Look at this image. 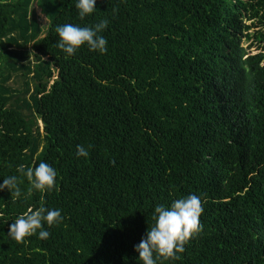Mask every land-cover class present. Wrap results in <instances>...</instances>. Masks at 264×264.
Here are the masks:
<instances>
[{
    "label": "trees",
    "instance_id": "trees-1",
    "mask_svg": "<svg viewBox=\"0 0 264 264\" xmlns=\"http://www.w3.org/2000/svg\"><path fill=\"white\" fill-rule=\"evenodd\" d=\"M34 1L0 0V181L20 188L0 190V264H139L154 206L190 193L202 227L157 264H264V0H97L83 19L36 0L47 27ZM101 19L105 53L56 46V25ZM41 160L55 187L29 192L17 166ZM41 204L63 217L49 238L8 237Z\"/></svg>",
    "mask_w": 264,
    "mask_h": 264
},
{
    "label": "clouds",
    "instance_id": "clouds-1",
    "mask_svg": "<svg viewBox=\"0 0 264 264\" xmlns=\"http://www.w3.org/2000/svg\"><path fill=\"white\" fill-rule=\"evenodd\" d=\"M97 0H75L74 7L77 15L83 19L93 13ZM107 19H101L91 26H80L72 23L59 24L54 27L58 36L56 46L64 53L71 56L81 45H85L89 51H97L101 54L107 51V41L101 33L107 27ZM77 156H88V151L81 145H76ZM34 167L25 168L23 164L17 166V172L21 173L29 182L28 189L43 193L52 191L57 177L56 170L47 162L41 160ZM7 190L13 200L20 196L18 177L10 175L0 181V190ZM203 209L199 196L188 194L171 201L168 206L156 204L152 210L154 223L148 226L140 241L133 245L138 253L139 264H157L160 259H178L177 254L183 251L184 243L190 236L199 231L202 225L199 216ZM59 208H46L43 204L17 215L14 221L8 225L7 235L17 243L25 237L36 234L37 239L49 238V232L42 226L44 222L51 227L62 220ZM37 230H39L37 232Z\"/></svg>",
    "mask_w": 264,
    "mask_h": 264
},
{
    "label": "rangeland",
    "instance_id": "rangeland-1",
    "mask_svg": "<svg viewBox=\"0 0 264 264\" xmlns=\"http://www.w3.org/2000/svg\"><path fill=\"white\" fill-rule=\"evenodd\" d=\"M32 9L35 12L37 18H38V22L42 27H47L49 21L47 19L46 14L42 11V9L40 8V6L37 4V1L35 0L32 4ZM250 43V40L245 41L244 44L247 46L248 49H250V51H255V46L252 47H248ZM17 82H12V86L17 87Z\"/></svg>",
    "mask_w": 264,
    "mask_h": 264
}]
</instances>
